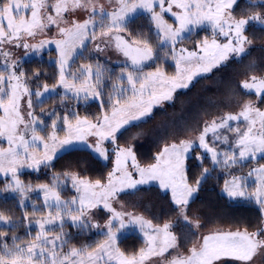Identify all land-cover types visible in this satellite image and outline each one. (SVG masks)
<instances>
[{
  "label": "snow or ice",
  "instance_id": "6c2138e0",
  "mask_svg": "<svg viewBox=\"0 0 264 264\" xmlns=\"http://www.w3.org/2000/svg\"><path fill=\"white\" fill-rule=\"evenodd\" d=\"M115 3L118 7L108 12L98 0H0V46L9 44L39 51L49 41L42 40L36 45L29 44L27 38H34L46 28L55 26L58 33L66 38L51 41L56 44L60 52V84L65 89H75L76 96H79L81 91L85 92V99L89 95L94 98L102 96L97 90L103 77L99 65L95 72L92 71L91 65H87L79 69L80 77L72 75L73 81L81 80L80 87L75 83L69 84L65 75L68 61L72 58L76 46L83 48L89 35L92 40L96 39L97 19L100 21L101 35L107 36L113 30L120 31L126 28L129 14H135L138 8L143 9L151 14V21L155 24L158 35H163L162 45L166 46L170 43L173 46L172 58L175 61V74L171 77L161 67H157L155 71L145 72L144 62L153 58L152 49L147 42L137 39L130 44L120 36L111 37L110 39L117 41L116 47L131 60V69L125 65L121 68L120 75L116 77L117 83L112 85L108 104L101 103V108L111 107V115L104 114L102 121L97 123H92L87 118L80 120L77 117L75 126L65 116L63 122L67 126L68 135L65 139L59 140L56 135L58 127L56 120L51 124L53 130L51 135L42 136L39 134L41 129L38 126L45 122L34 116L31 111L32 95L43 97L44 93H48L51 97L48 85H44L43 93L39 90L31 93L21 79L26 74L22 71L17 74L13 70L16 65L6 60L4 70L0 71V110H2L0 141H6L7 147L0 146V173L12 175L13 182L7 185L8 189L24 197L25 192L32 189L30 185H23L17 177L16 173L19 169L27 165L38 170V166L42 163L47 166L46 162L51 161L58 146L69 145L73 139L82 140L85 135L97 137L95 144L89 147L104 160H108L110 155L104 142L110 141L111 144L116 145L112 149L116 157V166L108 174L107 183H102L101 179L90 181L81 178L77 173H66L79 194L71 201L61 200L60 193L56 190L59 187L58 177L54 178L56 183L53 187L40 185V190L44 193V208L50 211L47 217L35 221L39 225V231L26 244L24 237L12 236L11 245L3 239L7 231H14L17 225L10 223L9 218L0 213V225H2L0 264H112L114 260L117 264H148L153 257H160L161 264H224L226 261L235 264H254V258L258 254L264 260V227L249 231L247 226L243 230L237 228L236 231H218L203 236L202 243H194L188 249L189 254L177 253L168 259L165 253L170 248L178 246L177 237L170 231L172 225L165 223L163 227L153 230L154 235L149 234L145 229L151 228L150 221H146L142 216H133L131 213L116 212L110 204V199L117 193L125 192V189L132 190L126 194L134 196L141 191L139 185L159 181L160 188L171 189L172 200L178 206L179 213L185 221L184 226L191 224L186 214L189 200L209 171L204 169V175L195 181V188L189 185L184 171V161L196 142L184 139L178 143H165L156 156V162L147 168H142L136 162L131 146L117 145V133L122 129L140 127L141 123L147 122L144 118L152 113L154 105L160 104L163 100H171L176 89L188 88L194 77L219 67L229 58L230 53L237 55L245 53L246 45L251 44V40L245 35L249 27L264 31V0H244L246 11L241 12L240 15H237L235 10L239 8L241 0H139V3H135L134 0H115ZM156 6L159 7V12L155 11ZM174 8L179 11H173ZM76 12L90 14L88 19L79 22L71 18ZM164 13H170L175 17L179 27L173 28L167 24ZM105 20L110 23L105 24ZM204 24H208L213 33L211 44L205 39L202 45H198L204 55H198L196 51L187 49H180V52L176 53L175 45L186 38L184 33L191 34L193 27ZM90 27L91 33H89ZM217 34L227 37V43H217L215 39ZM102 43L107 44L108 41ZM139 43H143L144 46L142 48L132 46ZM96 49L102 50L99 45H96ZM0 54L5 58L11 56V53L3 51L2 47ZM5 73H8L7 76ZM35 76L38 78L40 73L37 72ZM93 79L95 85L89 83ZM124 84L127 87H121ZM242 88L246 90V94L254 93L259 103L264 104V77L252 75L250 82L245 80L242 83ZM25 95L29 97L27 120L25 114L21 112V98ZM43 102L45 101L42 100L41 103ZM241 120L245 125L243 131L239 124L233 128L229 123ZM221 129L236 133L233 143L235 148L239 149L238 154L235 150L225 152L223 160L215 147H209L205 139L211 132L214 143L217 140L228 143V137L220 132ZM27 134L31 135V139L26 138ZM198 140L199 147L211 154L213 165L223 163L227 167H235L238 160L244 162L256 159L258 154L264 158V110L251 101L245 102L241 105L238 114L229 113L210 123L205 122ZM48 141L52 143L49 144ZM41 145L42 156L38 155ZM196 159L201 160L202 157L196 156ZM128 160L132 161V167L139 173L138 180L133 179L132 173L128 171ZM116 173L120 175L117 176ZM253 175L256 176L257 184L253 195L261 206V211L264 212V165L253 168L248 173V176ZM224 191L229 197H243L245 192L241 178L234 177L231 182H226ZM101 203L112 213L105 225L107 229L104 233L105 242L98 244L94 251L72 247L69 251L63 252V247L68 243V240L64 239L66 236L64 229L68 226V221L72 227L81 230L97 227L90 223V218L84 217L88 216L90 209ZM51 210L55 211V215H52ZM36 211L40 210L33 207V213ZM65 217L68 218L67 221ZM261 223L264 224V217ZM133 225L139 226L140 231L145 234L146 247L128 256L115 247L118 239L116 234ZM199 226L197 222L195 227L199 228ZM28 227V235H30L31 223ZM57 231L59 234L49 239V233Z\"/></svg>",
  "mask_w": 264,
  "mask_h": 264
},
{
  "label": "trees",
  "instance_id": "16d2710c",
  "mask_svg": "<svg viewBox=\"0 0 264 264\" xmlns=\"http://www.w3.org/2000/svg\"><path fill=\"white\" fill-rule=\"evenodd\" d=\"M239 9L241 12L245 10L243 0L237 10ZM123 30L130 39L146 41L148 46L153 49L154 69L161 67L167 75L175 74V66L169 60V57L172 56L171 47L160 45L159 36L155 33L154 24L149 16L141 14L134 17L127 22V26ZM246 34L252 44L246 54L232 59L227 65L213 71L212 74L199 78L188 90L176 94L171 103H168L164 108L155 110L153 115L146 120L147 122L140 124V127H131L121 131L117 136V145L131 146L139 165L148 167L155 162L157 154L165 143H178L180 140L192 139L203 131L205 122L232 109L234 111L239 107L240 102L256 99L254 94H246L242 83L252 75L264 76V31L249 27ZM207 36L210 35L207 34ZM202 38H207L203 31L191 33L180 45H189L202 40ZM55 55V52H50L43 54L40 58H32L20 64V72L26 74L24 77L26 82L30 83L29 85H34L37 89L44 87L45 84L51 88L58 87L60 79L58 67L55 63H49L51 57ZM79 59L87 60L83 56ZM104 68L107 80L104 82V93L100 101L75 99L61 93L51 95L43 103H37L34 99V114L46 116L44 119L46 120V131L51 129L53 120L58 123V119L62 120L65 116L71 121H75L77 117L98 121L104 114L110 113L111 107L101 108V103L108 104V96L112 85L117 83L116 77L120 75L121 68H112L107 64H104ZM37 72L40 73L38 78L35 76ZM258 105L261 110L264 109V104L258 103ZM231 137L230 143L233 145L235 138L232 131ZM208 144L211 147L214 146L216 151L225 152V146L212 142L210 137H208ZM209 154L204 153L200 147H196L187 160L186 177L189 185L194 188L196 187L195 181L204 175V169L209 170L197 189V195L188 206V215L201 221L203 231L237 230V228L243 230L245 226L249 231H255L258 227H263L264 224L261 223V220L264 216L261 208L253 203V198L244 197L242 200H231L223 193V188L234 175H243L254 165L257 167L264 165V158H259L253 163V166L250 164L251 161L246 164L247 166L237 164L235 167H227L223 163L213 165L211 154ZM196 156H201L202 159L198 160ZM112 164V160L104 162L90 150L77 148L60 155L46 172L24 173L20 179L26 186L51 185L56 177L64 178L67 176L66 173H77L81 175V178L90 181L101 179L102 183H105L108 174L113 169ZM7 185L8 181L0 180V213L8 217L10 223L16 224L17 227L14 231H7V235L3 239L11 245L12 236L24 237L26 244L38 232L34 225L35 221L43 218L47 210L40 207L36 208L40 211L33 213V207L19 205L22 197L19 195L7 196L9 195ZM140 189L141 191L134 196L122 194L120 202L127 205L126 208L131 211L145 216L156 226L177 220L179 212L169 195L163 194L156 186L141 187ZM61 194L64 199L70 196V193L67 194V192ZM29 223H31L30 235H28ZM184 225L180 224L174 228L179 238V244L183 248L192 243L191 237H196V233L191 227ZM56 233L58 231L49 234ZM64 233H66L64 239L68 240L66 248L75 247L93 251L98 244L104 243L106 240L104 234L95 232L92 228L83 230L74 228L70 222L65 227ZM144 247H146L145 240L136 233L124 235L117 243L119 251L128 256L138 253Z\"/></svg>",
  "mask_w": 264,
  "mask_h": 264
},
{
  "label": "rangeland",
  "instance_id": "374dc122",
  "mask_svg": "<svg viewBox=\"0 0 264 264\" xmlns=\"http://www.w3.org/2000/svg\"><path fill=\"white\" fill-rule=\"evenodd\" d=\"M134 2L135 3H139V0H134ZM98 3L99 4H103L108 12L114 11L118 7L116 5V3H115V0H111V3H110V0H98ZM165 6H167V5H165ZM155 11L159 12V7L158 6L155 7ZM173 11H179V10L174 8ZM235 11H236V14L239 15V13L241 12V9H239V10L236 9ZM244 11H246V10H242V12H244ZM89 14L90 13L76 12L74 15L71 16V18L76 19L79 22H83L84 20L88 19ZM141 14L147 15L151 19V14L150 13L145 12L143 9H139L138 8L135 14H131V13L129 14L127 22L130 21L131 19H133L134 17H136L138 15H141ZM164 20H165V22L167 24L171 25L173 28L179 27L178 23L175 21V17H173L170 13H164ZM95 23L97 24L96 39L92 40L91 35H89L88 39L85 41V46L83 48H81L79 45L76 46L72 58L68 61V67L65 70V75H66L67 82L69 84L75 83L77 85V87H80L81 80L77 79V80L73 81L72 80V75L75 74L77 77H80L79 69H81L82 66H87V65H91L92 66V71L95 72V71H97V65H99L100 70L103 73V77H102L100 85L97 87V90L100 91L103 94L104 93V90H103L104 82L107 80V78L105 77L106 74H105V70H104L105 69L104 68V64H107V65H109L112 68H114V67L123 68L125 65H127L128 68L131 69V60L127 56H125L124 53L121 50H119L116 47L117 41L115 39H110V38L111 37L120 36L124 40L128 41L130 44H131V42L133 40L130 39V37L124 32V30H120V31L113 30V31L109 32L107 36H102L101 35L99 19H97L95 21ZM108 23H110V21L105 20V24H108ZM154 30H155V33L158 35V30H157L155 24H154ZM91 31H92V29L90 27L89 28V33H91ZM200 31H203L204 35L207 38H202V40L197 41V42H192L189 45L188 44L187 45H180L181 42H178L175 45L176 53H179L180 49H187L189 51H196L198 53V55H204V53L200 50V47H198V45H202L203 41L205 39H207L208 43L211 44L212 39H213V33H212V30H211V27L208 24H204V25L198 26V27H193L191 33H198ZM207 34H209L210 36H207ZM189 35L190 34H188V33H184L185 37H187ZM245 35H247V34L245 33ZM158 36H159V40H160V45L162 47H171V50L173 51V46L170 43L167 44L166 46L162 45L161 41L163 40V35L160 34ZM63 39H66V38L61 36L58 33L57 28L55 26H52L50 29L46 28L42 33H39L34 38H27V42L29 44H36V45H39L42 40L49 41L48 43L44 44V46L41 47L39 49V51H34L31 48L25 49L23 46L15 47L14 45H9V44H4L3 46H0V47H2L3 51H8V52L11 53V56L8 57V58H5L2 54H0V71L4 70V65H5V62L7 60L8 63H14L16 65L15 69H13V70L16 71L17 74H19V72H20L19 66H20V64L22 62H24L26 60H30L32 58H36V57L40 58V57H42L43 54H47V53H50V52H55L56 55L54 57H51L49 63H55L57 65V67H58V72L60 74V65H59L60 52L57 49L56 44L54 42H51V41L63 40ZM215 39L217 40V43H221V44L227 43V37H225L223 35L217 34ZM102 41H108V43L104 44V43H102ZM96 45H99L102 50L98 51L96 49ZM132 46L133 47H141L142 48L144 46V44L139 43V44H133ZM251 46H252V44L246 45V50H245V53H243V54L237 55L236 53H230L229 54V58L227 60L223 61L219 67L213 68V70L211 72H209V73L201 74V75H198V76L194 77L192 82L189 84L188 88H178V89H176V91L173 92V94H172V99L171 100H163V101L160 102V104L154 105L152 113L148 117H146L144 119L147 120L149 117H151L153 115L155 110L160 109V108H164L168 103H171L173 98H174V96L176 94H178L179 92H183V91L188 90L193 85V83H195L199 78H202V77H205V76H208V75L212 74L213 71L219 70L223 66L227 65L232 59L241 57L244 54H246L249 51V49L251 48ZM86 51H88V53H86ZM152 52H153V49H152ZM82 56L84 57V59H87V60L86 61L80 60L79 58H81ZM169 60H170L171 64H173L175 66V61L173 60L172 56L169 57ZM153 61H154V52H153V58L151 60H148V61L144 62V71L145 72L155 71ZM7 74L8 73H5V76H7ZM21 79L27 85V87L29 88V91L31 93H35L37 90H39L42 93L44 92V87H41V88L37 89V88H35L34 85H29L30 83L28 84L26 82L25 77H21ZM248 81L250 82V78L248 79ZM89 83L95 85L96 84L95 79L89 81ZM121 87H127V85L124 84V85H121ZM48 88H49V90L51 92V95H54V94H57V93H61L62 95L71 96V97H73L75 99H85L84 98L85 97V92L84 91H81L79 93V96H76V95H74L75 89H65L63 87V85L60 84V79H59L58 87H56V88L48 87ZM53 89H54V91H52ZM128 94L130 95V93H128ZM47 98H49L48 93H44L43 97H36L35 95L31 96L32 103H33L34 99H36L37 103H41L42 100L44 101ZM100 98L101 97L94 98L93 96L89 95L87 99L90 100V101H100ZM28 99H29V97L26 96V95L22 96V98H21V112L23 114H25L26 120L28 119L27 116H26V112L28 111V106H27ZM249 101H251L257 107H259L258 98L257 97H256V99L252 98V100L250 99V100H246L244 102H240L239 103L240 104L239 107H237L234 111L232 109V110H230L228 112L223 113V115H221L219 117L225 116V115H227L229 113L238 114L239 111H240L241 105L243 103L249 102ZM33 108H34V103H33ZM33 108L31 109V111H33V114H34ZM0 115H2V110H0ZM108 115H111V111H110V113ZM34 116H36L40 120H43L46 123V120H44L46 118V116H37L35 114H34ZM219 117L217 116L216 118H213V119L209 120L208 122L210 123L212 120L218 119ZM102 118H100L98 121H90V120L89 121L92 122V123H97V122H101ZM79 119L80 120H84L85 118H79ZM69 121L71 122V124L73 126H75L76 120L75 121H71L69 119ZM45 123L43 125H39L38 127L41 129V131H39V134L42 135V136L47 137V136L51 135L53 130L51 128L48 131H46L45 130L46 129ZM61 123H64L63 119L62 120L58 119V123H57L58 127H57V130H56V135H57L59 140L65 139L67 137V135H68L67 126L65 124H61ZM229 123L233 126V128H235L237 126V124H239L241 131L245 130V125H244V122L242 120L241 121H230ZM22 127L23 126H21V128ZM123 130L124 129H122L121 131H123ZM220 132L224 136L228 137V141L229 142L228 143H223V142H221V140H217V141H215V143L224 145L225 146V152H231V151L235 150L236 153L238 154L239 149L235 148L234 143H233V145H231V143H230V141H232L231 131H227V129H221ZM232 134H233V137L236 139V133L234 131H232ZM118 135H119V133H117V136ZM199 135L200 134H197L195 137L190 139V140H194L196 143H195L194 148L187 154V158L184 161L185 175H186V169H187V164H186L187 160L191 156L192 151L196 147H199V140H198ZM208 137H210L212 142H213V134L211 132H209L208 135L205 138L207 143H208ZM26 138L27 139H31V135L27 134ZM96 140H97V137L93 136V135H85L84 139H82V140L73 139L71 144L58 146L56 148L55 154L53 155L51 161L46 162L47 166H45V164L42 163V164H40L38 166V170H34L33 168H30L27 165H25V166H23V167H21L19 169V171L16 173V175L19 178V180L21 181V183L24 185L23 181L20 179L21 175H23L24 173L40 174L42 172H46L47 169L54 164L55 160L60 155H62L66 151H69V150H72V149H77V148L90 150L97 158L101 159L104 162H108V161L112 160L113 161L112 167L114 169L115 166H116V164H115L116 157H115L114 152H112V149L116 145L111 144L110 141H105L104 142V146L109 150V153H110L109 159L108 160H104L103 157H100L98 153H94L92 148L89 147V145H94ZM48 143L51 144L52 142L48 141ZM0 146L7 147L6 141H0ZM209 147H211V146H209ZM201 149H202V151L204 153H207L203 148H201ZM132 151H133V149H132ZM217 152H219V151H217ZM225 152H219L221 160H223V154ZM38 155H41V156L43 155V146L42 145L40 147ZM259 158H261V157L258 154L256 159H249V160H246L244 162H240L238 160L237 164H241V165L243 164V166H245L247 163H250L252 161V163H250V164H251V166H253V163H255ZM136 162L138 163L137 159H136ZM155 162H156V158H155ZM140 167L147 168V167H144V166H140ZM127 168H128V171L132 173L133 179H137L138 180L140 178L139 177V173L132 167V161L131 160L127 161ZM253 168H257V165H254ZM252 169H249V171L247 173H243V175L242 174L234 175V177H240L241 180H242L243 189H244V192H245V195L243 197H240V196L229 197L228 194L224 191L225 186L223 188V193L226 194L229 197V199H231V200H233V199H235V200L241 199L242 200V199H244V197L253 198V201H254L253 203H256L257 206H259L261 208V206L256 202L255 196L253 195V193L256 191V187H257L256 176L255 175L248 176V173ZM116 175L119 176L120 173H116ZM233 178H230L228 180V182H231L233 180ZM0 180L8 181V184H11L13 182L11 174L4 175V174L0 173ZM54 183H56L55 180L53 181V183L51 185H48V186L49 187H53ZM105 183H107V181ZM40 185H43V184H40ZM40 185H36V186H31L30 185L32 190L25 192L24 197L20 198L19 205H21V201H23V205H21L23 207L24 206H30V207H35V208H40V207L44 208V193H43L42 190H40ZM253 185H255V186L252 187ZM150 186H156L163 194L169 195V198L171 199L173 205L178 210V206L172 200L171 189H162V188H160L159 181H150L148 184L139 185L138 187L141 188V187H150ZM7 190H8V194H9L7 196H9V197H11L13 195H19L20 196L19 193H13L11 191V189L7 188ZM56 190L59 191L62 201H71L73 197H78V195H79L76 192L75 188L72 186V183H71V180H70L69 176H66L64 178H59V187L56 188ZM130 191H132V190L125 189V192L117 193V195L115 197L111 198L110 199L111 207L116 212L131 213L133 216H142L146 221H150L145 216H143L141 214H138L136 212H133L130 209L126 208L127 205H125L124 203L120 202V200H119L120 196L122 194L128 193ZM63 192H67V194L70 193V196L68 198L64 199L62 194H61ZM197 192H198V190L193 193L192 198H190V200H189V204L194 199V197L197 195ZM36 201H40V202L37 203ZM189 204H188V206H189ZM188 206H187V209H188ZM44 209L47 210L46 215H44L43 218H40L38 220H42L45 217H47V215H48L50 210L47 209V208H44ZM51 211H52V215H55V211L54 210H51ZM178 212H179V210H178ZM186 214L188 216V220L191 221V224L189 226L196 233V237L195 238H193V237L190 238L192 243H190V245L188 247H184V248L181 247L180 244H179V238L176 235V233L174 231V228L176 226L180 225V224H185V221L183 220V217L179 213L177 220H174L172 222H167L168 224L173 226L170 229V231L173 233V235H175L177 237V242H178V246L176 248H170L168 250V252L165 253V256H167L168 259H171L172 256L176 255L177 253H180V254H183V255L189 254L188 253V249H190L193 246L194 243L195 244L202 243L201 237H203V236L215 234L218 231H225V232L226 231H236V230H232V229H229V230L203 231L202 230L201 221H199L194 216H189L187 210H186ZM262 214L264 216V212H262ZM111 216H112V213L109 212L107 209H105L103 207V204L101 203L97 207L90 209L89 212H88V216H86L84 218L85 219H89L90 218V223L94 224V225H97V227H90V228H92L95 232L104 234V233L107 232V229H106L105 225L107 223V220L109 218H111ZM103 219H104V221H103ZM65 220L67 221L68 218L65 217ZM125 221L127 222V216H125ZM68 222H70V221H68ZM178 222H179V224H178ZM197 222L200 225L199 228L195 227ZM34 225L36 226V228L39 231V225L36 224V223H34ZM163 225L156 226L155 224H153L151 222V228H146L145 231L148 232L149 234L154 235L155 233H154L153 230L156 229L157 227H163ZM0 227L2 228V225H0ZM129 233L139 234L146 241V236H145V234L143 232L140 231L139 226L133 225V226H130L128 228H125V229L121 230L120 232H118L116 234L117 237H118V239L116 240V244H115L116 248H117V243H118L119 239L121 237H123L124 235H127ZM57 234H59V233L51 234V235L49 234V239H52ZM185 244H186V242H185ZM69 249H71V248H66V246H64L63 247V252H67V251H69ZM112 264H117V262L114 260V261H112ZM148 264H161V258L160 257H153L152 260L148 262ZM224 264H235V262L226 261V262H224ZM254 264H264V260H262V258H261V256L259 254L254 258Z\"/></svg>",
  "mask_w": 264,
  "mask_h": 264
}]
</instances>
